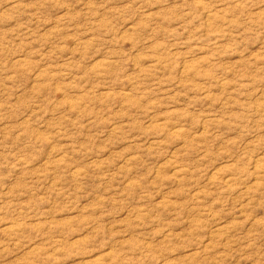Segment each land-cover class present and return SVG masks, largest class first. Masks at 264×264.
Listing matches in <instances>:
<instances>
[{"label":"rangeland","instance_id":"1","mask_svg":"<svg viewBox=\"0 0 264 264\" xmlns=\"http://www.w3.org/2000/svg\"><path fill=\"white\" fill-rule=\"evenodd\" d=\"M0 264H264V0H0Z\"/></svg>","mask_w":264,"mask_h":264}]
</instances>
